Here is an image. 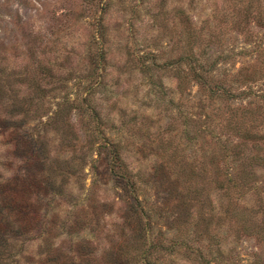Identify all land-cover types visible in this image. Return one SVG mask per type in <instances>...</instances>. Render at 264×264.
Masks as SVG:
<instances>
[{
	"label": "rangeland",
	"instance_id": "1",
	"mask_svg": "<svg viewBox=\"0 0 264 264\" xmlns=\"http://www.w3.org/2000/svg\"><path fill=\"white\" fill-rule=\"evenodd\" d=\"M262 231L264 0H0V264H264Z\"/></svg>",
	"mask_w": 264,
	"mask_h": 264
},
{
	"label": "trees",
	"instance_id": "2",
	"mask_svg": "<svg viewBox=\"0 0 264 264\" xmlns=\"http://www.w3.org/2000/svg\"><path fill=\"white\" fill-rule=\"evenodd\" d=\"M184 59H185L186 61H189V64H190V66H191V70H192L193 75L197 76L198 78H201L200 76L204 74V71H203V70H198V69H196V68L192 65V64L195 62V60L192 59L190 56L188 57L187 55L184 57ZM195 59H196V58H195ZM201 81H202V80H201ZM217 90H218V88L215 87L214 92L217 91ZM224 148H225V147H224ZM111 152H112L113 154H111V157L109 158V164H110V165H115V163H116V155H115L113 149L111 150ZM113 168H114V166H113ZM116 175L120 176L119 174H116ZM231 182H232V181H231ZM235 209H236V207H235L234 203H233V204L231 203V207H228V208L226 209L225 212H226L227 215H229L230 218H232V217H233V218H238L239 214L236 213ZM250 211H251V210H250L249 208L247 209L246 206H243V207L241 208V212H242L243 215H247ZM242 226H246V225H245V222L242 223ZM247 227H248V226H247ZM242 230H244V229L242 228ZM18 232H22V231L19 230ZM261 235L264 236V231L261 232ZM159 243H160V242H159L158 238H157V237L154 238L153 241H152V244L149 245L148 249L150 250V249H152V248H156V247L160 246ZM148 249L146 250V253H149V252H148V251H149ZM142 255H145V251H143V252H141V253L139 254V256H142Z\"/></svg>",
	"mask_w": 264,
	"mask_h": 264
}]
</instances>
